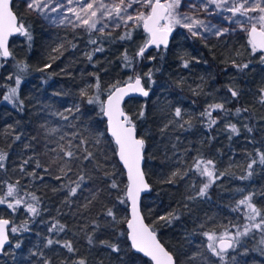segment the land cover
Returning <instances> with one entry per match:
<instances>
[{
	"label": "trees",
	"instance_id": "16d2710c",
	"mask_svg": "<svg viewBox=\"0 0 264 264\" xmlns=\"http://www.w3.org/2000/svg\"><path fill=\"white\" fill-rule=\"evenodd\" d=\"M13 5L14 11L31 25L34 40L30 48L19 36L11 39L9 44L16 59L26 61L30 67L27 73L22 74L24 83L21 85L20 98L24 101L23 111L0 99V151L8 154L6 168L0 170V182L15 183L20 180L26 191L34 192L40 197L41 215L32 221L28 214L21 210L10 217L8 210L0 206V216L14 219L17 224L29 221L28 232L12 237L13 241H22L21 247H8L7 254L0 257V264H42L39 256L41 252L52 264H61L62 260L81 257L86 258L88 264H143L146 259L134 253L124 237L115 239L111 229H103L102 238L114 239V242L121 243L122 251L119 254L112 253L107 248L91 247L84 238L81 226L87 225L101 206L99 202H94L90 210H85L83 205L86 198H89L92 192L99 191L100 201L109 206L116 203L115 190L107 187L101 172H94L93 178L78 191L77 196L70 198L71 203L65 204L63 201L67 190L53 191V188H58L61 183H67L66 179L59 181L53 178L59 174L55 165L51 166V175L44 174L43 168L35 169L32 162L26 166L27 171L35 170L44 175L43 180H34L19 171L22 161L28 157H33L44 165L49 164L54 154L48 152V149L55 147V144L49 142L53 137L46 136V130L48 127L67 124V121H62L51 113L56 110L63 111L74 102L80 103L79 92L87 84L94 82V74L99 75L104 85L132 75L131 71L122 67L121 54L125 48L130 53L134 52L142 43V33H135L132 41L117 40L116 37L121 34L120 30L110 38L99 37L104 51L93 53L92 61H89L86 54L92 53L97 45L88 43L89 37L86 33L49 28L36 17L23 13L15 0ZM61 44L63 55L52 51ZM207 45L187 33L180 32L173 35L162 60L154 49H150L146 55H155L157 59L151 64L147 60L143 61L137 70L159 68L154 76L156 82L153 85V94L149 98H134L126 102V110L129 113H138L142 103L146 102L147 105L145 118L138 121V131L147 141L144 169L151 191L142 199L141 210L149 223L171 211L179 214L180 218L174 220L171 225L163 221L155 224L158 238L176 255L179 264H222L204 247L206 240L201 233L213 228L219 232L223 230L224 225L231 227L232 223H243L241 213L232 209L244 194L255 193L254 202L258 207L264 208V194H261L264 193V166L255 165L253 175L248 179L237 178L246 175L245 169L250 158L258 159L256 150L264 151V104L259 103L258 92L264 87V63L259 62L257 56L248 55L245 50L246 37L243 35L212 41ZM237 51L241 53L240 56L236 55ZM49 55L58 58L53 62L49 60ZM182 56L186 59L195 57L201 62L192 60L189 68L184 69L180 66ZM229 58H235L237 61L251 60L252 63L241 73L225 63ZM0 63L4 64L0 67V84L13 83L6 77L16 72L15 61L9 59ZM48 63H51L50 68L45 71L38 70ZM181 79L183 84L178 87L177 81ZM198 85L202 91L197 89ZM228 85L238 88L241 95L238 100L231 99L226 107L232 109L233 113L237 107H246L249 111L241 116H225L220 113L219 122L209 129L199 114L207 104L223 102L225 98H230ZM193 89L200 94L195 95ZM4 91V88H0V96ZM176 106L191 116L192 127L183 130L170 126L167 131L161 132V128L170 118L171 109ZM81 107L87 114L81 117L84 123L91 125L100 120L92 106L81 104ZM216 115L214 112L213 116ZM229 122L237 125L240 135H233L225 128V124ZM245 125L252 128V131L249 132ZM98 126L103 130L102 122ZM62 130L72 132L76 129ZM79 131L82 135L89 136L83 124L79 125ZM16 135H20L21 139L15 140ZM229 136L232 138L229 139ZM89 139L92 137L89 136ZM25 145L30 146L25 148ZM89 148L96 152L101 163H106L109 171L115 167L117 177L123 184L125 177L119 175L121 167L112 156L111 150L103 144L99 146L100 150L91 144ZM103 152H107L109 159L105 160ZM197 155L214 159L217 169L228 174L211 186L207 197L189 200L187 197L195 195L203 178L189 172L184 179H177L174 184L163 181L177 167L185 168L187 164H191V158ZM181 159L186 163L178 164L177 161ZM89 167L91 168V165ZM74 173L75 170L69 174L72 179H76ZM238 189H244V192L241 193ZM109 192L113 195L109 196ZM117 208L119 216H127L128 209L125 206L117 204ZM56 221L65 224L71 231L60 233L59 236L49 233V226ZM201 225L204 227H200ZM119 230L126 231L123 223L119 225ZM49 236L54 239L73 240L78 251L73 256L59 245L44 247V238ZM262 240L264 233L259 231H253L247 237L241 238V244L235 251H229L224 264H264V255L260 251L264 248ZM33 251L38 255L33 256ZM193 254L196 259L188 261L187 257ZM233 256L235 261L231 259Z\"/></svg>",
	"mask_w": 264,
	"mask_h": 264
},
{
	"label": "snow or ice",
	"instance_id": "6c2138e0",
	"mask_svg": "<svg viewBox=\"0 0 264 264\" xmlns=\"http://www.w3.org/2000/svg\"><path fill=\"white\" fill-rule=\"evenodd\" d=\"M23 4L28 14H35L36 17L52 25L70 27L73 31L83 30L89 37L88 43L97 45L92 53L86 54L89 61H92L93 53L104 51L99 37L110 38L116 30L121 32L116 37L119 41H132L133 35L140 32L142 43L134 52L130 53L125 48L121 54L122 67L131 71L132 75L124 80H116L104 85L99 75L94 74V82L87 84L79 92L80 103L74 102L71 107H65L63 111L56 110L51 113L60 120L67 121L66 125L48 127L46 130V136L53 137V140L49 142L55 144V147L49 148L48 152L54 155L51 156L48 165L28 157L22 161L19 171L34 180H43L44 175L38 174L35 170L27 171L26 166L32 162L35 169L43 168L44 174L51 175V166L55 165L59 174L53 178L59 181L66 179L67 183H61L58 188H53V191L67 190L63 201L65 204L71 203L70 198L77 196L78 191H81L83 186L93 178L94 172H101L107 187L115 190L116 203L109 206L100 201L99 191L92 192L91 196L86 198V203L83 205L85 210H90L94 202H99L101 205L89 223L81 226L87 244L91 247L110 249L112 253H121V243L114 242V239L102 238L103 229L108 228L111 229L115 239L124 237L134 252L147 258L143 264H179L176 255L161 243L155 227L158 221L171 225L174 220L180 218L179 214L171 211L149 223L146 222V217L141 210L142 193L151 191L144 169L147 141L138 131V121L145 118L147 105L146 102L142 103L138 113H129L126 110V98L134 96L149 98L153 94V85L156 82L154 76L159 68L149 67L147 71H138V66L145 60L151 64L157 59L155 55H146L149 49H154L162 60L167 53L170 38L177 29L186 30L190 37L204 41L205 46H208L209 37L214 36L219 39L236 31L242 32L246 37L245 50L248 55L257 56L259 62L264 63V0H23ZM182 6L187 10H182ZM208 17L220 19L217 23H213ZM13 36L22 37L29 48L34 40L31 25L14 11L12 0H0V61L7 62L12 59L15 61L16 69L15 73L6 77L13 83L0 84V88L5 89L0 99L23 111L24 101L20 98L21 85L24 83L22 74L27 73L30 66L26 61L16 59L9 45L10 38ZM62 49L63 44L53 48L52 51L63 55ZM236 55L240 56L241 53L237 51ZM57 58L58 56L49 55V60L53 62ZM192 60L196 63L201 62L195 57L186 59L182 56L180 66L188 69ZM225 63L230 64L237 72L243 73L252 61H237L235 58H229ZM3 66L4 64L0 63V67ZM50 67L51 63H48L38 70L45 71ZM182 84V79L177 81L178 87ZM197 89L202 91L200 85ZM193 92L195 95L200 94L196 89H193ZM227 92L230 98H225L223 102L207 104L199 114L209 129L219 122L220 113L225 116L229 114L241 116L242 113L249 111L246 107H237L233 113L232 109L227 108L226 104L231 102V99L238 100L241 95L240 90L231 85L227 86ZM258 92L259 103L264 104V87H261ZM54 95L59 94L54 93ZM81 104L92 106L96 110L100 118L96 124L90 125L81 120V117L87 115L82 111ZM214 112L217 113L216 116H213ZM78 113L80 115H77ZM101 122L104 125L103 130L98 126ZM80 124H83L92 139L81 134ZM170 126L189 130L192 127V118L181 107L176 106L171 109L170 118L161 128V132L167 131ZM244 127L249 132L252 131V128L247 125ZM64 128L76 130L68 132L63 131ZM225 128L233 135H240V129L234 123H226ZM231 138L229 136V139ZM20 139V135L15 136V140ZM90 144L98 150L102 144L111 150L112 156L121 166L119 175L126 177L123 184L117 177L115 167L109 171L106 163H101L97 159L96 152L89 148ZM29 146L25 145V148ZM103 155L105 160L109 159L107 152H103ZM256 156L258 159L250 158L247 163L246 175L237 177L238 179L250 178L255 165L264 166V151L256 150ZM7 159L8 154L0 151V170L6 168ZM177 163L186 162L181 159ZM74 170L76 179H72L69 175ZM189 172L203 178L195 195L187 197L189 200L207 197L211 186L228 174L217 169L214 159L197 155L191 158V164H187L185 168L177 167L163 182L174 184L177 179H184ZM238 191L243 193L244 189H238ZM108 195L111 196L113 193L109 192ZM254 195L255 193L251 192L242 195L236 201V207L232 209L234 212L241 213L243 223H232L231 227L224 225L223 230L219 232L213 228L201 233L206 240L204 247L222 264L226 261L229 251H235L241 244V238L247 237L253 231L264 233V208L257 206L253 199ZM40 204V197L34 192L26 191L20 180H16L15 183L0 182V206L8 210L10 217L22 210L34 221L41 215ZM117 204L128 209L127 216L118 215ZM28 222L25 220L17 224L14 219L0 216V255L7 254L6 246H14L16 249L21 247L22 241H13L12 237L28 232ZM121 223L126 225V231L119 230ZM66 231L71 230L59 221L52 223L48 228L49 233H55L57 236ZM44 240V247L47 248L59 245L73 256L78 251L75 242L71 239H54L49 236ZM261 243L264 244V240ZM260 251L264 255V248ZM31 254L38 255L35 251ZM39 256L42 264H52L44 253H39ZM195 259V254L187 257L188 261ZM231 259L235 261L234 256ZM61 264H88V261L81 257L75 260H62Z\"/></svg>",
	"mask_w": 264,
	"mask_h": 264
},
{
	"label": "rangeland",
	"instance_id": "374dc122",
	"mask_svg": "<svg viewBox=\"0 0 264 264\" xmlns=\"http://www.w3.org/2000/svg\"><path fill=\"white\" fill-rule=\"evenodd\" d=\"M15 2L20 6V9H21V11H22L23 13L28 14V13L26 12V10H25L24 4H23V0H15ZM182 10H187V9L184 8V7L182 6ZM30 15L36 17L35 14H30ZM36 18L39 19V20H40L45 26H47V27H49V28H54V29H70V30H72L70 27H64V26H56V25H52V24L48 23L47 21H45V20H43V19H41V18H38V17H36ZM208 19H209V20H212L213 23H217V22L219 21L220 18H219V17H208ZM75 31H83V30H81V29H77V30H75ZM117 31H119V30H116L115 32H117ZM180 31H185V32L187 33V31L184 30V29H177L175 32H176V33H180ZM115 32H114V33H115ZM241 35H244V34H243L242 32L236 31V32H233V33H231V34H228V35H225V36H223V37H220L219 39H217L216 37L213 36V37H209L207 43L212 42V41L223 40V39L230 38V37H237V36H241ZM199 40H200V39H199ZM200 41H202V40H200ZM202 42H204V41H202ZM204 43H205V42H204Z\"/></svg>",
	"mask_w": 264,
	"mask_h": 264
},
{
	"label": "water",
	"instance_id": "95a60500",
	"mask_svg": "<svg viewBox=\"0 0 264 264\" xmlns=\"http://www.w3.org/2000/svg\"><path fill=\"white\" fill-rule=\"evenodd\" d=\"M12 2H13V0H12ZM16 37H18V36H13V37H11L10 38V41H11V39H13V38H16ZM172 37H173V34H172ZM171 40H172V38H170V42H171ZM10 41H9V44H10ZM170 42H169V45H170ZM150 50V49H149ZM134 98H143V97H139V96H134V97H129V98H126V102L128 101V100H131V99H134ZM120 166V165H119ZM121 167V166H120ZM125 177V176H124ZM125 181H126V177H125ZM149 193V191L148 192H145V193H142V195H141V203H142V199L147 195ZM127 215H128V212H127ZM125 230H126V225H125ZM162 243V242H161ZM9 246H6V249L8 248ZM131 249V248H130ZM132 250V249H131ZM133 252H134V250H132ZM134 253H136V252H134ZM136 254H138L139 256H141L142 257V254H139V253H136ZM2 255H0V257H1ZM143 258V257H142ZM144 259H147V258H144Z\"/></svg>",
	"mask_w": 264,
	"mask_h": 264
},
{
	"label": "flooded vegetation",
	"instance_id": "af4514ba",
	"mask_svg": "<svg viewBox=\"0 0 264 264\" xmlns=\"http://www.w3.org/2000/svg\"><path fill=\"white\" fill-rule=\"evenodd\" d=\"M181 33H184V34H186V32L185 31H180ZM176 32H173V35L175 34ZM188 34V33H187ZM244 36V35H243Z\"/></svg>",
	"mask_w": 264,
	"mask_h": 264
}]
</instances>
